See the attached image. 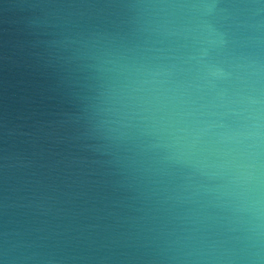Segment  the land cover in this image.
I'll use <instances>...</instances> for the list:
<instances>
[{
  "label": "clouds",
  "instance_id": "1",
  "mask_svg": "<svg viewBox=\"0 0 264 264\" xmlns=\"http://www.w3.org/2000/svg\"><path fill=\"white\" fill-rule=\"evenodd\" d=\"M0 9L77 166L0 156V264H264V0Z\"/></svg>",
  "mask_w": 264,
  "mask_h": 264
},
{
  "label": "water",
  "instance_id": "2",
  "mask_svg": "<svg viewBox=\"0 0 264 264\" xmlns=\"http://www.w3.org/2000/svg\"><path fill=\"white\" fill-rule=\"evenodd\" d=\"M16 20L0 9V156L17 153L34 162L30 171L62 179L77 167H65L70 149L60 139L58 125L65 106L49 89L47 77L25 63L24 37ZM59 179L45 183L59 184ZM0 184L8 186L3 181Z\"/></svg>",
  "mask_w": 264,
  "mask_h": 264
}]
</instances>
